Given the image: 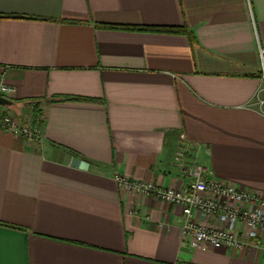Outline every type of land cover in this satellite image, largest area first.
Segmentation results:
<instances>
[{
	"label": "crops",
	"instance_id": "1",
	"mask_svg": "<svg viewBox=\"0 0 264 264\" xmlns=\"http://www.w3.org/2000/svg\"><path fill=\"white\" fill-rule=\"evenodd\" d=\"M0 81L39 143L0 131V264H264L191 245L180 205L121 189L191 177L264 196V0H0ZM102 24L187 26L189 35Z\"/></svg>",
	"mask_w": 264,
	"mask_h": 264
},
{
	"label": "built area",
	"instance_id": "2",
	"mask_svg": "<svg viewBox=\"0 0 264 264\" xmlns=\"http://www.w3.org/2000/svg\"><path fill=\"white\" fill-rule=\"evenodd\" d=\"M261 78L264 82V48H259ZM264 91V87L259 90ZM14 89L0 81V96L12 98ZM259 104L264 105V99ZM41 122L25 123L16 111L0 109V131L39 143L42 140ZM185 142L175 160L190 177L182 187H160L152 182L136 180L116 173L114 179L121 189L155 197L170 204L180 205L185 217L183 230L191 245L206 249L225 246L245 249L252 246L264 254V196L241 189L232 183L210 179L207 168L199 162H187L186 153L191 144Z\"/></svg>",
	"mask_w": 264,
	"mask_h": 264
},
{
	"label": "trees",
	"instance_id": "3",
	"mask_svg": "<svg viewBox=\"0 0 264 264\" xmlns=\"http://www.w3.org/2000/svg\"><path fill=\"white\" fill-rule=\"evenodd\" d=\"M97 26L104 27V28H112V29L139 30V31L163 32V33H180V34H185V35L190 34V30L188 29L187 26L122 25V24H102V23H98ZM31 104H34L33 109H34L35 122H41L43 124L45 120L43 111L39 107L38 103L32 102Z\"/></svg>",
	"mask_w": 264,
	"mask_h": 264
},
{
	"label": "water",
	"instance_id": "4",
	"mask_svg": "<svg viewBox=\"0 0 264 264\" xmlns=\"http://www.w3.org/2000/svg\"><path fill=\"white\" fill-rule=\"evenodd\" d=\"M14 101L4 96H0V105L12 106Z\"/></svg>",
	"mask_w": 264,
	"mask_h": 264
}]
</instances>
